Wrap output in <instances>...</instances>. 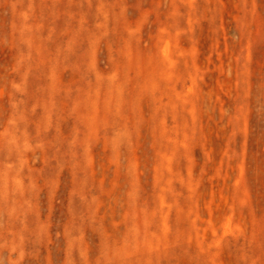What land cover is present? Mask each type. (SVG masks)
I'll list each match as a JSON object with an SVG mask.
<instances>
[{"label": "rangeland", "instance_id": "1", "mask_svg": "<svg viewBox=\"0 0 264 264\" xmlns=\"http://www.w3.org/2000/svg\"><path fill=\"white\" fill-rule=\"evenodd\" d=\"M0 264H264V0H0Z\"/></svg>", "mask_w": 264, "mask_h": 264}]
</instances>
